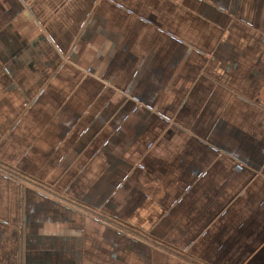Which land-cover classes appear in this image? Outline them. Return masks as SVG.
I'll return each instance as SVG.
<instances>
[{
	"label": "crops",
	"instance_id": "crops-1",
	"mask_svg": "<svg viewBox=\"0 0 264 264\" xmlns=\"http://www.w3.org/2000/svg\"><path fill=\"white\" fill-rule=\"evenodd\" d=\"M263 91L264 0H0V264H264Z\"/></svg>",
	"mask_w": 264,
	"mask_h": 264
},
{
	"label": "trees",
	"instance_id": "trees-1",
	"mask_svg": "<svg viewBox=\"0 0 264 264\" xmlns=\"http://www.w3.org/2000/svg\"><path fill=\"white\" fill-rule=\"evenodd\" d=\"M263 94H264V91H263ZM0 172H3V173H5V174H7L9 176H12V177H14V178H16L17 180H20V181L22 180V181H26V182H29V183H34V182L28 180L25 176H22L18 172H15L14 170L9 168L8 166H5V165H3L1 163H0ZM35 185H37V184H35ZM81 208H84V207L81 206ZM84 209H86V208H84ZM86 211L90 215H94V216H97V217H100V218H103V219H107L108 223H110L111 225H113L117 229H120V230L124 231L126 234L132 235L135 238H139V239L148 241V242L152 243L153 245L160 246L161 248H163V249H165L167 251H170V252H172L174 254L176 253V254L180 255V257H183L181 254H179V252L174 251L171 247H168V246H165L163 244H159L157 242H154L151 237L139 232L138 230H136V229L124 224L121 221H118V220H115V219H111V218H105L104 216L99 215L98 213L94 212L93 210H87L86 209ZM196 264H202V263L196 262Z\"/></svg>",
	"mask_w": 264,
	"mask_h": 264
}]
</instances>
